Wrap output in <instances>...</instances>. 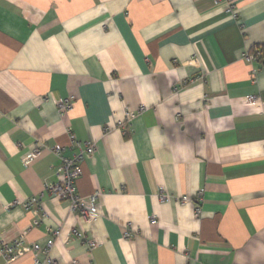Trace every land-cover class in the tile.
Segmentation results:
<instances>
[{
    "label": "crops",
    "instance_id": "1",
    "mask_svg": "<svg viewBox=\"0 0 264 264\" xmlns=\"http://www.w3.org/2000/svg\"><path fill=\"white\" fill-rule=\"evenodd\" d=\"M254 46L264 0H0V239H53L55 264H264V55L243 58ZM62 98L73 106L60 116ZM67 126L95 143L76 181L98 192L89 223L44 189L51 151L25 163L66 144ZM39 193L47 217L33 225L22 201Z\"/></svg>",
    "mask_w": 264,
    "mask_h": 264
},
{
    "label": "built area",
    "instance_id": "2",
    "mask_svg": "<svg viewBox=\"0 0 264 264\" xmlns=\"http://www.w3.org/2000/svg\"><path fill=\"white\" fill-rule=\"evenodd\" d=\"M225 8L229 11L232 10V4L228 3ZM264 54L260 51L259 46H254L243 53V58L248 63H254L258 60L260 55ZM255 72V70H252ZM253 73V72H252ZM186 83V82H184ZM246 100L251 105L257 103V96L255 94H249L246 96ZM57 111L60 116H63L67 111L71 110L73 106V101L71 98H62L56 100ZM144 106L140 105L138 111L142 110ZM135 117V112L130 110H125V121L121 123L124 126L126 123H131V120ZM67 135V143L64 145L56 144L51 148H34L25 157V163L29 164L34 159H36L44 150L51 151L57 158V164L54 167V174L56 176V181L54 183H49L45 185V190H47L51 197L57 198L59 200H65L68 209L72 213H76L80 216L83 222L89 223L93 222L94 219L99 215V210L97 208L98 202V192L94 191L87 195H82L78 192L76 181L82 173V163L85 158L90 155L95 150V143L92 141H83L79 139L71 130L70 126L65 128ZM68 150L69 154H65ZM42 193L32 195L27 197L22 201V206L25 209H35L39 212L41 218H35L33 220V225L38 224L43 219L47 217L44 212L41 201ZM170 196L168 194L159 195V199L168 200ZM184 200V198H182ZM16 203V202H14ZM200 208L198 204L195 207V214L199 215ZM157 219L155 216L151 217L150 223L155 224ZM85 231L79 228H72L71 234L84 236ZM53 234H57V230L53 231ZM133 235L132 231L126 230L124 232L125 237H131ZM85 237V236H84ZM54 240L49 239L44 247L39 246V244L32 243L30 245L26 244L23 236L16 237L10 242H4L0 239V254L4 258V264H11V262L17 258L22 252L30 251L33 253L32 264H55V261L48 256L50 248L53 246ZM85 244L89 249H93L98 246V242L93 238L85 239ZM39 253L46 254V259L41 260L38 257ZM67 264H79L77 260L71 258Z\"/></svg>",
    "mask_w": 264,
    "mask_h": 264
},
{
    "label": "trees",
    "instance_id": "3",
    "mask_svg": "<svg viewBox=\"0 0 264 264\" xmlns=\"http://www.w3.org/2000/svg\"><path fill=\"white\" fill-rule=\"evenodd\" d=\"M260 47V51L263 53L264 52V46H259ZM264 54L260 55L258 57V60H261V58L263 57Z\"/></svg>",
    "mask_w": 264,
    "mask_h": 264
}]
</instances>
